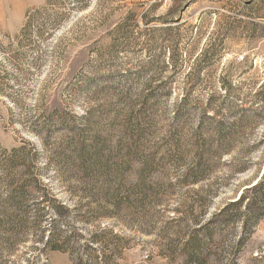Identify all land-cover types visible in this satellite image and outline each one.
<instances>
[{
  "label": "rangeland",
  "instance_id": "rangeland-1",
  "mask_svg": "<svg viewBox=\"0 0 264 264\" xmlns=\"http://www.w3.org/2000/svg\"><path fill=\"white\" fill-rule=\"evenodd\" d=\"M30 11L40 13L22 34ZM60 13L66 18L56 26L46 20ZM211 95L220 96L216 120L225 131L240 115L255 114L261 122L232 128L250 141L212 164L208 181L177 185L174 165L163 159L174 118L183 115L189 136ZM261 136L264 0H0V149L33 145L41 156L35 167L40 196L68 208L56 233L65 252L29 239L10 257L12 264H184L181 246L172 258L162 255L185 232L168 224L185 219L195 200L189 191L212 184L208 189L218 195L209 214L243 193L252 196L247 190L264 175V145L250 146ZM77 141L87 145L86 164ZM81 166H91L92 174ZM105 181L119 185L113 198L124 211L93 213L90 198L99 195L84 184ZM134 182L144 187L130 186ZM169 182L172 187L163 184ZM151 183L173 194L158 213L151 215L145 204L127 210ZM235 209L226 214L232 220L210 228L213 247L201 264H264V256H253L264 249V220L237 250L243 233Z\"/></svg>",
  "mask_w": 264,
  "mask_h": 264
},
{
  "label": "trees",
  "instance_id": "trees-1",
  "mask_svg": "<svg viewBox=\"0 0 264 264\" xmlns=\"http://www.w3.org/2000/svg\"><path fill=\"white\" fill-rule=\"evenodd\" d=\"M50 1L46 0V5H49ZM76 9L79 11L85 9V7L81 6ZM177 11L176 9L169 15L175 16L178 13ZM39 13L40 11L27 13L26 22L20 33L28 32L30 25ZM49 17L52 16L49 15ZM65 18L66 14L60 13L46 20L49 21L50 25L56 26ZM201 57H206V53H202ZM223 90L225 89L223 88ZM187 97L188 95L182 98V106L187 105ZM219 103H222L220 96L211 95L205 100V109L201 112L195 131L190 133L189 136L183 133L187 126L183 115L177 114L175 116L174 121L177 125L172 128V138L164 148L165 156L163 158L174 165L175 174L177 173L174 178L175 184L190 187L208 181L212 164H216L222 155L232 152L236 146L242 145L243 141L244 144L245 140L247 142L250 141L249 136L231 131L232 128L240 125V123L259 125L261 122L258 115L248 116L244 114L240 115V119L236 122L232 121L229 125L230 130L225 131L222 121L216 120L217 104ZM231 110L232 106L229 111ZM209 111H212L213 114H208ZM229 115L236 117L237 113L230 112ZM74 135H77V132L74 131ZM251 143V150L263 146L264 136H261V140L258 142L252 140ZM77 144L81 149V164H86L81 159L83 155L87 158V145L80 141H77ZM39 157H41L39 152L33 145L28 143H24V145L13 148L10 151L0 149V260H4V264H12L10 257L14 256L17 247L27 243L29 239L33 242L43 243L51 251L65 252L64 242L59 241L56 233L60 222L65 218V212L68 211V208L60 202H49L43 194V196H40V193H42L40 189L43 187L42 177L41 174H35V167L39 162ZM244 165L243 170L249 168L246 162ZM90 167L81 166L80 170L82 173L89 171V175H91L92 173L90 172L93 170ZM164 180L167 179L162 181L164 182ZM158 184L151 183L149 190L140 193L136 198L132 199L127 210L137 209L140 205L145 204L146 208L144 209H147L151 215L158 213V208L164 199L173 195L170 192L168 193V191L167 193L162 192ZM163 184L172 187L170 182ZM84 185L89 190V193H94V195L97 193L99 195L95 200L90 198L91 202L95 203L93 213L103 216L107 214L109 209L124 211V203L118 198H113V195L120 191L119 185L114 187L115 183L106 181L101 184L88 182ZM211 185H208L205 189L199 188L196 191H189L195 196V200H191L190 204L186 206L185 219L180 221L172 220L168 224L175 225V228L178 227L179 230L181 229L185 232L183 234L180 231L177 233L180 237L173 249L171 247L173 241L165 246V252L162 253L164 257L172 258L176 249H178L177 246H181L180 252L184 256V264H201L203 260L200 256L204 252L210 251L213 247L211 246L212 232L210 228L212 226L218 227L219 223L223 226V223H227L224 219L225 217H229V220H232L233 216H226L231 208H236L234 210L235 219H238L237 222L240 223L243 233L235 243V249L237 250L253 235L255 226L264 220V175L260 181L247 190V192L253 193L252 196L249 197L248 194L243 193L236 202L225 205L214 214H209L210 200L218 194L208 189L209 186L211 188ZM130 186L140 188L144 187V184L142 186L140 183L134 182ZM154 186L156 191L153 189ZM4 190L6 193L2 197L1 192ZM175 212L181 213L179 209H176ZM208 214L210 217L205 219ZM47 226L50 228V237H45L44 235ZM29 233H38L39 237L35 240L34 238H28ZM68 241L66 242L68 243Z\"/></svg>",
  "mask_w": 264,
  "mask_h": 264
},
{
  "label": "built area",
  "instance_id": "built-area-1",
  "mask_svg": "<svg viewBox=\"0 0 264 264\" xmlns=\"http://www.w3.org/2000/svg\"><path fill=\"white\" fill-rule=\"evenodd\" d=\"M254 257H258V258H261L262 256H264V249L260 252H256L253 254Z\"/></svg>",
  "mask_w": 264,
  "mask_h": 264
}]
</instances>
